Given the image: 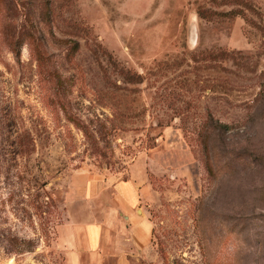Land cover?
Returning a JSON list of instances; mask_svg holds the SVG:
<instances>
[{"label":"rangeland","instance_id":"1","mask_svg":"<svg viewBox=\"0 0 264 264\" xmlns=\"http://www.w3.org/2000/svg\"><path fill=\"white\" fill-rule=\"evenodd\" d=\"M131 178L139 264H264V0H0V264Z\"/></svg>","mask_w":264,"mask_h":264},{"label":"crops","instance_id":"2","mask_svg":"<svg viewBox=\"0 0 264 264\" xmlns=\"http://www.w3.org/2000/svg\"><path fill=\"white\" fill-rule=\"evenodd\" d=\"M144 187L137 178L97 191L104 204L99 217L67 219L59 238L68 264H139L151 247L153 223L141 204Z\"/></svg>","mask_w":264,"mask_h":264}]
</instances>
